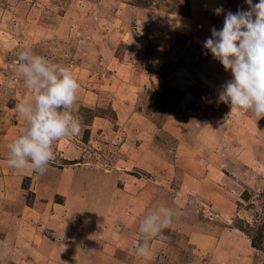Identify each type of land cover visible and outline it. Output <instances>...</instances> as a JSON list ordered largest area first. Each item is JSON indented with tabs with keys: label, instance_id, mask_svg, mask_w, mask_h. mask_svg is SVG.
Returning a JSON list of instances; mask_svg holds the SVG:
<instances>
[{
	"label": "rangeland",
	"instance_id": "obj_1",
	"mask_svg": "<svg viewBox=\"0 0 264 264\" xmlns=\"http://www.w3.org/2000/svg\"><path fill=\"white\" fill-rule=\"evenodd\" d=\"M218 7L248 5L0 0V264H264V118L218 100L231 73L203 48ZM25 49L80 84L81 130L43 175L7 164L32 97L12 63ZM161 206L167 238L139 258Z\"/></svg>",
	"mask_w": 264,
	"mask_h": 264
},
{
	"label": "clouds",
	"instance_id": "obj_2",
	"mask_svg": "<svg viewBox=\"0 0 264 264\" xmlns=\"http://www.w3.org/2000/svg\"><path fill=\"white\" fill-rule=\"evenodd\" d=\"M245 3L248 8L236 12H225L222 7L214 10L216 15L224 14L223 25L210 29L203 48L231 73L232 78L221 86L219 102L229 105L231 113H250L259 120L264 118V0ZM12 63L25 87L32 90V97L16 104L15 111L24 118L25 126L7 145V164L43 175L53 162L54 142L81 130V120L72 113L80 84L69 67L51 63L31 49L20 51ZM172 222L173 212L167 207L148 212L139 224L136 256L147 258L151 241L166 239L165 230Z\"/></svg>",
	"mask_w": 264,
	"mask_h": 264
}]
</instances>
